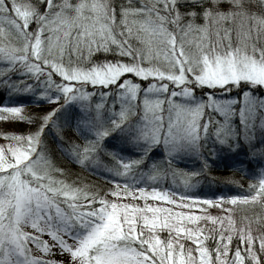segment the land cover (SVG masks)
Masks as SVG:
<instances>
[{
	"label": "snow or ice",
	"instance_id": "1",
	"mask_svg": "<svg viewBox=\"0 0 264 264\" xmlns=\"http://www.w3.org/2000/svg\"><path fill=\"white\" fill-rule=\"evenodd\" d=\"M0 94V264H264V0H0Z\"/></svg>",
	"mask_w": 264,
	"mask_h": 264
},
{
	"label": "trees",
	"instance_id": "2",
	"mask_svg": "<svg viewBox=\"0 0 264 264\" xmlns=\"http://www.w3.org/2000/svg\"><path fill=\"white\" fill-rule=\"evenodd\" d=\"M7 95L0 94V101L7 102ZM15 99L18 102H22L26 106V110L28 112L32 113H40L42 110H44L47 105L46 104H38L35 102H32L33 98L29 95H23L19 97H15ZM28 125L24 123H4L0 121V130H17L22 131L25 128H27ZM227 162H222L220 164V167H218L214 171V175L217 177L215 183L210 182H204L200 185H198L195 189H193L194 192L202 195H213L215 194H233L242 192L247 188L249 180L252 178L250 175H246L244 171L239 169L238 171L235 170V168L229 166H225ZM184 166V165H182ZM72 167L79 172L80 169L76 165H72ZM251 167V166H246ZM260 165H255V168L258 169ZM220 170H223V172H220ZM89 181H96L98 183H103L101 176L98 175H92L90 173L86 174ZM234 180L239 181V185L234 183ZM213 214H216L219 212V210L215 207L211 208ZM166 234V233H165ZM57 258H61L59 255H57Z\"/></svg>",
	"mask_w": 264,
	"mask_h": 264
},
{
	"label": "rangeland",
	"instance_id": "3",
	"mask_svg": "<svg viewBox=\"0 0 264 264\" xmlns=\"http://www.w3.org/2000/svg\"><path fill=\"white\" fill-rule=\"evenodd\" d=\"M227 162V161H226ZM228 163V162H227ZM182 166V165H181ZM230 167H232V166H230ZM233 168H235V170L236 171H238L240 168H238V167H233ZM220 172H223V170H220ZM193 191V190H192ZM212 209L211 208H209V211H211ZM219 210V209H218Z\"/></svg>",
	"mask_w": 264,
	"mask_h": 264
}]
</instances>
